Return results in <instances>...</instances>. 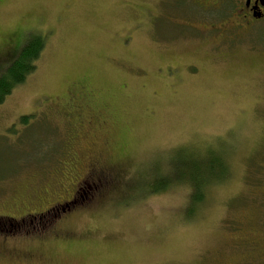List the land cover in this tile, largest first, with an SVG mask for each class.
<instances>
[{
	"label": "rangeland",
	"instance_id": "rangeland-1",
	"mask_svg": "<svg viewBox=\"0 0 264 264\" xmlns=\"http://www.w3.org/2000/svg\"><path fill=\"white\" fill-rule=\"evenodd\" d=\"M202 15L187 0H0V64L44 40L0 104V264H264V38L221 57L196 31L218 14ZM161 155L225 158L228 175L189 216L185 184L155 193L144 173Z\"/></svg>",
	"mask_w": 264,
	"mask_h": 264
},
{
	"label": "flooded vegetation",
	"instance_id": "flooded-vegetation-1",
	"mask_svg": "<svg viewBox=\"0 0 264 264\" xmlns=\"http://www.w3.org/2000/svg\"><path fill=\"white\" fill-rule=\"evenodd\" d=\"M185 1V0H184ZM193 10L202 12V17L210 16L211 13L215 12L218 14V21H212L206 19L204 21L203 27L200 26V29L196 28L197 32L202 33V37L205 40L212 41L213 48L217 53H220V56L231 57L234 55L236 45L240 38L244 36L254 35L258 37V34H262L260 38H264V32L261 33L259 28L264 29V0H187ZM180 4V2L178 3ZM200 15V14H199ZM250 49V48H249ZM252 50V49H250ZM80 96L78 97V99ZM77 99V100H78ZM75 100V99H73ZM81 100V98H80ZM72 102V100L70 99ZM75 104H70L73 107V110L66 107L67 111H63L62 114L65 116L67 122H70V117L74 111H77ZM79 124H82V120L75 119L73 120V128L81 127ZM75 133L73 131L68 135V140H73ZM71 147V144H69ZM71 152V148H70ZM69 165L66 169L67 173L73 178L74 168L78 162L77 156L75 154L69 157ZM72 163V165H71ZM89 177H95L98 169L90 166L89 168ZM101 176L104 175V170H99ZM68 175V174H67ZM64 178H62L63 180ZM85 182V181H84ZM83 182V183H84ZM83 188L81 187L80 190ZM72 201V200H71ZM70 201V202H71ZM69 203V202H66ZM238 231L240 227L236 228ZM241 245L246 246L245 249L252 248L257 244V240H250L246 237L242 238Z\"/></svg>",
	"mask_w": 264,
	"mask_h": 264
},
{
	"label": "trees",
	"instance_id": "trees-1",
	"mask_svg": "<svg viewBox=\"0 0 264 264\" xmlns=\"http://www.w3.org/2000/svg\"><path fill=\"white\" fill-rule=\"evenodd\" d=\"M43 48L44 40L39 39L38 37H33L31 39L27 38L26 40L22 41V43L17 44V46H15L12 51L8 52L5 55V58L4 55L2 56L4 63L0 64V104L3 103L4 99L13 91L15 87L22 85L24 81L34 73L36 62L40 57ZM83 89L85 93L83 95L80 92V98L91 99L92 97L89 95L90 92L85 90L84 87ZM78 97H76V99H78ZM30 118L31 117H28L27 115L22 116L19 121L22 125H27L28 128L30 126L28 125L27 121ZM200 163L201 161L190 164V171L194 175L201 174L202 169L200 168ZM208 166L216 174V183L223 181L227 177L229 164H227L225 158L218 157L215 159L210 155ZM106 173L104 172V174ZM155 177L158 178L155 180L157 183V186L154 189L155 193H161L164 188L169 185H184L178 180H168L157 176ZM210 185L212 184L202 182L194 193L189 191V200L186 207L189 212V216H192L196 211L195 209L204 202L206 199L204 197L208 188L211 187Z\"/></svg>",
	"mask_w": 264,
	"mask_h": 264
},
{
	"label": "snow or ice",
	"instance_id": "snow-or-ice-1",
	"mask_svg": "<svg viewBox=\"0 0 264 264\" xmlns=\"http://www.w3.org/2000/svg\"><path fill=\"white\" fill-rule=\"evenodd\" d=\"M209 157L202 156L200 175H194L190 170L186 169L179 161L161 155L153 159L146 160L143 165V170L146 175L157 176L168 180H178L188 186V190L195 192L200 186V183L215 184L216 174L208 166ZM45 217L48 219V224L55 225L61 219L63 209L57 203L50 204L47 208L41 209Z\"/></svg>",
	"mask_w": 264,
	"mask_h": 264
}]
</instances>
